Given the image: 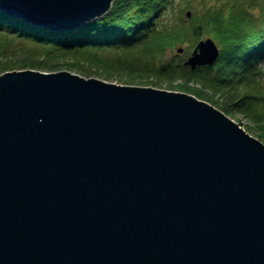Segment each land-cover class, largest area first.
I'll list each match as a JSON object with an SVG mask.
<instances>
[{"label":"water","instance_id":"1","mask_svg":"<svg viewBox=\"0 0 264 264\" xmlns=\"http://www.w3.org/2000/svg\"><path fill=\"white\" fill-rule=\"evenodd\" d=\"M112 1L0 12L63 32ZM217 55L201 39L184 65ZM223 110L67 68L2 71L0 264H264V139Z\"/></svg>","mask_w":264,"mask_h":264},{"label":"trees","instance_id":"2","mask_svg":"<svg viewBox=\"0 0 264 264\" xmlns=\"http://www.w3.org/2000/svg\"><path fill=\"white\" fill-rule=\"evenodd\" d=\"M195 2L113 0L103 15L63 32L0 12V32L5 39L20 37L30 43L21 65L49 70L61 60L86 74L175 82L181 91L221 110L225 106L243 113L264 134V0H213L208 5L201 0L196 2L200 7ZM185 11H190L189 18ZM203 37H211L220 49L212 65L191 70L183 58L166 57L176 46L192 48ZM5 47L0 39V50ZM216 94L221 103L213 99Z\"/></svg>","mask_w":264,"mask_h":264},{"label":"rangeland","instance_id":"3","mask_svg":"<svg viewBox=\"0 0 264 264\" xmlns=\"http://www.w3.org/2000/svg\"><path fill=\"white\" fill-rule=\"evenodd\" d=\"M196 2H199L201 0H195ZM195 5L197 7H200V4L196 3ZM204 4L208 5L211 4L213 2V0H203ZM0 39L4 40L6 43V47L4 50H0V73L2 71H4V69H17V70H26V69H31V70H47V69H38V68H30L27 65H21L22 63H25L24 60H22L23 58V54H24V48L26 46H29L28 42H24V40H21L20 37H12V39L8 38L5 39L4 38V33L0 32ZM184 46V50H182V52L180 53H176L175 49H172L171 51H169L166 54V57H176L175 60H179V59H185L188 55H190V52L192 50V48H187ZM60 61V62H59ZM68 61V60H67ZM54 62V60H53ZM67 64V63H64ZM61 68H67L70 69L82 76H85L87 78L92 77V76H99L105 79H109V80H116V81H124V82H131V83H138V84H146V85H153V86H161V87H168V88H175L178 89L175 84V82L169 84V82H157L155 81V79H153V77H133L130 76L129 78L132 79H128V76L122 73H92V74H86L80 71H77L76 69L72 68V66H64L62 64L61 60H58V62H56V65L54 68H51L49 70H54V69H61ZM95 71V70H94ZM97 71L99 72V70L97 69ZM193 84V83H191ZM171 85V86H169ZM195 87L200 88L199 84H194ZM206 92H208L210 94L209 91H207L205 89ZM217 98H219V95L216 94L214 95V100H216ZM218 100V99H217ZM218 103H221V101L218 100ZM223 109L225 111H227L229 114H231L233 117H235L237 120H239L241 123H243L245 126H247L249 129H251L253 132H255L257 135H259L261 138L264 139V134L260 133L259 129L257 127H254L253 123L250 121V119L248 117H246L243 113L238 112L237 110H233L230 112V109L228 110V108H226L225 106ZM227 109V110H226Z\"/></svg>","mask_w":264,"mask_h":264}]
</instances>
